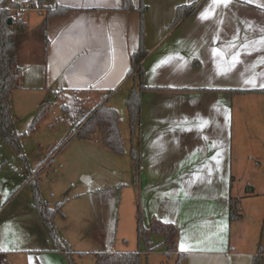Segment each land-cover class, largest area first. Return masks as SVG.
Segmentation results:
<instances>
[{"label": "crops", "instance_id": "0c3cea01", "mask_svg": "<svg viewBox=\"0 0 264 264\" xmlns=\"http://www.w3.org/2000/svg\"><path fill=\"white\" fill-rule=\"evenodd\" d=\"M30 1L0 0V5L21 17L28 31L56 6L67 12L48 20L47 49L38 53L41 72L33 69L39 68L34 62L27 64L31 67L21 75L20 89L10 94L11 112L16 94L31 116L53 99L72 120L81 98L79 105L90 108L77 129L101 105L123 109L133 86L127 85L130 57L142 41L149 90L142 93L135 143L128 129L125 146L119 124L121 155L130 158L132 147L139 150L134 182L139 181L144 225L149 228L156 219L178 230L173 255L155 234L148 235L154 249L147 253L176 260L183 255L179 264H251L259 255L264 264V93L256 92L264 89V0H229L226 6L214 0H129L128 8L123 0H47L44 8H33ZM180 6H192L193 12L171 28ZM19 7L31 10L12 11ZM34 51L30 56L36 57ZM230 199L240 215L233 221ZM0 235V264H11L2 249L21 238L2 230ZM11 254L13 264H69L51 241Z\"/></svg>", "mask_w": 264, "mask_h": 264}, {"label": "rangeland", "instance_id": "374dc122", "mask_svg": "<svg viewBox=\"0 0 264 264\" xmlns=\"http://www.w3.org/2000/svg\"><path fill=\"white\" fill-rule=\"evenodd\" d=\"M29 16L33 20L39 18L36 14ZM23 18L28 22L27 14ZM34 41L31 31L27 30L20 53L21 75L32 62L39 67L33 69L41 72L39 55H42V49ZM33 51L36 57L30 56ZM127 85L132 86L131 79ZM122 93L115 98L120 99ZM81 100H76L77 110L70 120L66 112L54 105L53 99H46L51 110L33 130H29L36 115L31 116L32 111L16 94L14 96L11 115L22 143L23 156L0 142V231L21 238L20 241L17 238L16 243L9 240L8 249H2L8 254V262L13 264L15 255L12 252L25 250L28 253L44 244L50 245L45 228L31 205L32 187L37 180L43 203L50 208L59 204L60 212L54 219L59 234L70 239L71 249L84 253L77 258V264H94V254L99 252L137 250L144 252L142 264H174L176 258L171 259L160 252L146 254L144 244L137 236L139 181L134 182L133 164L128 154L118 155L104 148L99 134L94 141L72 138L90 108V104L80 106ZM118 111L127 147L130 131L128 133L125 104ZM82 175L91 180L81 179ZM140 212L143 216L141 208ZM142 225L149 235L144 217ZM19 264H25V261Z\"/></svg>", "mask_w": 264, "mask_h": 264}, {"label": "trees", "instance_id": "16d2710c", "mask_svg": "<svg viewBox=\"0 0 264 264\" xmlns=\"http://www.w3.org/2000/svg\"><path fill=\"white\" fill-rule=\"evenodd\" d=\"M47 0H33L29 2L33 8L36 6L44 8ZM124 8H128L129 0H123ZM67 12L66 8L56 6L55 9L47 11L38 26L31 31L33 39L41 45L42 53L46 52L47 39V22L52 16L62 15ZM143 12V9H142ZM141 12V13H142ZM193 12L192 6H180L177 8L176 17L171 28L177 25L184 17ZM8 20L11 23L8 24ZM143 33V25L140 27V37ZM27 28L23 19L17 15L13 16L11 11L3 5H0V142L10 146L16 153H22V143L19 135L15 130L14 119L11 115L10 94L20 89V53L24 41L26 40ZM147 56V51L142 46V41L137 51L130 57L131 67L129 70L130 78L133 86L125 100L127 110V121L130 131L131 140L135 143L138 136L141 115V97L142 93L149 90L144 85V71L141 62ZM256 92L264 93V89L256 90ZM49 102H42L39 106L35 118L29 125V130H33L37 124L51 110ZM120 120L117 112L105 105L99 106L94 113L74 132L72 136L83 140H96V134L102 146L109 151L121 155L124 153V145L119 128ZM130 159L134 168V179H137L140 172V154L136 147H132L129 152ZM32 187V207L42 221L49 239L55 250L63 252L69 264H77V258L84 255L83 252H72L68 245L59 238L56 227L54 225V217L60 212L59 204L54 208H49L43 203L40 196V186L37 180ZM139 208V206H138ZM239 209L234 199L229 201V220L233 221L239 218ZM143 216L140 209L137 210L136 233L144 244L147 252L154 248H150L148 235L142 225ZM148 234H155L163 237V245L166 246L167 255L177 251L178 230L170 224H164L159 220L152 219L149 224ZM184 256L179 255L176 264L182 260ZM94 264H142V255L139 251L133 252H99L94 254ZM261 257L256 255L253 257L251 264H260Z\"/></svg>", "mask_w": 264, "mask_h": 264}, {"label": "snow or ice", "instance_id": "6c2138e0", "mask_svg": "<svg viewBox=\"0 0 264 264\" xmlns=\"http://www.w3.org/2000/svg\"><path fill=\"white\" fill-rule=\"evenodd\" d=\"M228 2H229V0H214V3H215V4H218V5H219V4H223V5L226 6V5L228 4ZM204 18H207V16L205 15ZM181 250H184V249H183V246H181Z\"/></svg>", "mask_w": 264, "mask_h": 264}, {"label": "built area", "instance_id": "2783aa9c", "mask_svg": "<svg viewBox=\"0 0 264 264\" xmlns=\"http://www.w3.org/2000/svg\"><path fill=\"white\" fill-rule=\"evenodd\" d=\"M31 9L29 7H19L17 9H12V11H16L19 13H22L23 11H30Z\"/></svg>", "mask_w": 264, "mask_h": 264}, {"label": "water", "instance_id": "95a60500", "mask_svg": "<svg viewBox=\"0 0 264 264\" xmlns=\"http://www.w3.org/2000/svg\"><path fill=\"white\" fill-rule=\"evenodd\" d=\"M11 23V20H8V24H10Z\"/></svg>", "mask_w": 264, "mask_h": 264}]
</instances>
